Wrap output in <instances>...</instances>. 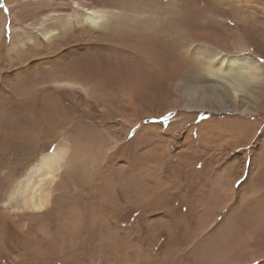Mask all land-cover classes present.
Instances as JSON below:
<instances>
[{"label": "bare ground", "instance_id": "6f19581e", "mask_svg": "<svg viewBox=\"0 0 264 264\" xmlns=\"http://www.w3.org/2000/svg\"><path fill=\"white\" fill-rule=\"evenodd\" d=\"M105 1L106 0H66V5L58 10H44L43 23L46 22V26L41 30L40 35L47 41L46 45L39 41L38 36H36V38H31L32 40L26 37L21 41L20 45H17L14 38L15 34L12 32L11 41L7 46V44L3 42L4 39L2 40L1 38L0 25V64L2 61H6L8 56L12 59L17 58L20 60V63H24L25 61L23 60H26L29 53L34 54L32 59L45 58L48 53L52 54V52L59 49L61 45L64 46L63 41H73L77 37H85L89 41L93 40L95 42H102V40L110 39L111 43L115 45L114 50L125 48L129 52L135 54L139 60L138 64L130 68L127 60L125 58H119L116 52L105 55L102 50L97 48V45L87 44L88 46H86V48L70 49L61 52L59 54L60 56L54 55L50 58L51 62L43 58V60L37 63L33 62L34 64H30V66L23 65L19 68H15V65L13 66V79L7 81L6 87H12V90L15 92L16 89L31 87L30 85L35 82L37 86V81L43 86L35 90V93L30 92L27 96L18 98H13L0 91V130H2V134H0V203L2 201L4 207L14 208L17 212L24 209L39 211L51 203L53 204L52 206L57 208L58 198L57 195H53V192L59 190L60 180L57 181V178L61 177L62 174L63 176L66 174L65 177H67L71 173L70 163L72 159L76 156H85V153H82L79 148L74 146V142L78 139L80 141V137L82 136L85 138L89 137L88 140L100 136L96 134L97 127L94 123L93 126L95 130H92L85 123V119H79H89V116H91V108H89V106L92 105L97 107L101 105L103 108L109 107L110 110L111 107H114L111 106L112 102L113 104L117 103L118 96L121 93L127 92L128 94L134 93L136 95L145 94L150 86L167 83V88L173 91L176 90L179 93V97L174 100V103H182L183 106H185V97H187L188 103L193 104L194 108L202 104L200 106L210 112L217 111L242 114L243 111H246L241 109V102L244 101V98H249L251 102L259 104L258 99L256 98V100H254L255 97L249 92L248 88L252 84L254 85L259 81L261 82L264 75V70L262 69L264 66L261 67L257 65L258 63L252 65L255 58L250 54L230 57L227 50L219 47V43L222 42L221 38H216L215 35L212 36V33H209L208 36H211L212 40L214 39L216 45L213 46V43L208 44L206 39L202 38V34H198L201 33V31L197 29V22L200 18L197 14L198 9L190 14H183L178 5H173V11L171 12L168 8L161 6L160 2L163 0H149L143 5L141 11L129 8L131 13L128 14L125 11H123V13L119 12V10L113 9L110 6L108 7V5L105 7ZM12 2L13 1L9 2L12 8V14L10 16L13 21L12 25L15 27L17 20L14 18V7L11 5ZM52 3L51 0L50 4L52 6L59 5V3L56 2ZM82 12L86 14V16L83 17L84 20L80 18L83 16ZM0 18V21H3L4 17H2L1 14ZM54 20L58 21L54 22ZM59 40H62V43L60 42L55 45ZM141 41H145L146 43L143 49L135 51L133 48H130L135 43ZM28 43L29 46L27 45ZM5 51L8 56L5 54ZM80 51L84 53L86 51L85 55ZM197 51L211 54L214 56V59L205 61L195 55ZM70 54L77 55L71 56ZM13 55L16 57L14 58ZM247 60L252 62H247ZM256 61L258 60L256 59ZM243 64V68L245 67L244 70L240 68ZM38 69H41L39 75L34 73ZM169 69L176 70L178 73L174 71L173 76L169 72ZM5 72L7 71L3 70V66L0 65V81ZM24 76L27 78L26 80ZM161 91L163 90H159L158 92ZM97 93H107L110 98L113 97V99L95 98ZM150 97L152 99L161 100L164 111H160L157 115L171 110L172 105H174V103L171 104L168 101L167 96L161 93H153ZM121 106L123 107L124 104H121ZM173 109L175 110V108ZM106 111L108 110L106 109ZM263 112L264 110L261 108L258 113ZM85 114H89V116H85ZM262 118L264 119L263 115ZM76 119L77 121H75ZM179 119V126L186 124L187 119L183 117ZM175 123H178V119L174 118L173 121L170 122L171 127L167 130L169 133H167L166 136L170 135V132L175 133L176 129L174 128L175 125H173ZM68 127H71V130H73L74 127L75 135L73 134L71 137L67 135L65 144L58 143L47 151H45L46 148H41L40 144L44 143V139L49 136V132H51L49 137H52V139H50L51 145L63 135L64 130ZM255 129L256 126L251 133H253ZM189 131L188 134L190 135L195 132L193 129ZM154 133L162 135L158 126H145L141 130L139 137L149 142L152 146L144 152V155L146 154L145 156L150 158V161L155 162L159 160V163H154V165H152L153 168L152 171L150 170L149 174H146V171H142L145 170L146 167L150 169L151 165L144 168L141 166L140 174L145 173V177L141 179V182L136 188L134 187V180L137 181L135 174L126 176L120 175V179H117V183L112 185L123 186L124 184L123 191L128 192L126 186L129 184L132 196L129 198L124 192L127 195L123 196L124 200L127 203L132 201L142 207L145 206L149 211L154 209V204L157 201L160 200L161 204H163L164 196H166V193L169 191L180 192L183 195L181 197L184 199V204L187 200L198 203V208L191 203V205L195 206V210H198H196L198 213L197 217H194L197 218L195 223H192L194 219L187 220L179 217L180 214L179 216H175L165 213L164 215L158 216L156 219L152 217L146 219V224L150 228L158 227L160 229H165V231H167L165 237H170L171 242L185 240L186 243L184 249L179 252L171 253L170 255H165L162 262H159H161V264H184L182 262L183 258L189 257L192 260H196L197 258H202L201 256L203 254L207 259H218V257H220L223 262H228L227 264H254L258 259L264 258V248H260L262 246L261 243L264 242V206H261L262 203L258 202L259 199L255 196L256 192L254 190L256 188L253 189L255 184L252 186V182L256 179L251 172V170L256 171L258 175V170L264 172V133L261 142L259 141L260 143L257 144L260 147V151L258 150L259 156L256 157V150H254V148L252 149V160L255 164L253 163L254 167L252 166L248 169V179L244 182V188H237L238 190H236V192L228 191L226 188L229 187L228 184L230 181H226L227 183L224 185L225 183H218L219 179L217 182L214 181L215 179H212L214 177L211 176L210 180L204 182L207 190L195 192L196 194L193 195V198L189 197L188 191L187 194L184 192L189 189L188 184L199 174L200 168L204 167L207 168L208 171H211L210 164L205 161L207 158L210 157L211 163L216 164L218 162V156L225 155V160L227 161L224 165L221 167L218 166L219 168L217 169L214 168L215 170L212 172L216 176L223 175L224 173H226L225 175H234L239 172L241 174V172L243 173L245 170V159H240V155H235L233 158L229 156L230 153L228 149L234 144V142L232 143L233 138L231 135L234 137L235 132L226 128H221L215 121H207L206 124H202L199 128L198 136L196 137L197 147H189V152H186L187 148L179 151V149H182L187 143V139H189V135L186 134L176 153L178 157L185 152L187 153V155H184L186 157L181 161L184 162L181 166L184 170L183 175L189 178L188 183L184 180L185 178H182L184 181L183 183H185L183 188L181 187V183L177 182V180L162 175L158 165L160 163L164 164L166 158H163V154L161 155L162 145L155 144L154 146L152 144L151 137ZM125 135L126 133L123 135V139ZM88 143L89 142H87V144ZM168 148L169 146L167 145L165 149H167L168 154H170L171 151H169ZM96 173L98 174V179L102 180L104 177L103 174H99L98 171ZM82 174V179L79 178L80 183H84V178H87L86 175V177L84 176L85 173ZM240 174H237L234 180L231 181L232 185ZM105 177L108 176L106 175ZM260 177L257 179H260ZM89 180H92V178H87L85 184L88 183ZM132 181L133 183L131 185ZM222 181L224 182V180ZM148 186L149 191L147 195ZM233 188L232 190H234ZM242 188L248 190V192L246 191L248 193L246 197H243L241 194ZM42 189H44V191H42ZM112 192V197H114V199L112 200L111 197V203L108 202L107 204H110L111 208L113 207L114 209L116 206L121 207V209L124 208L125 206L118 202L115 197L116 192ZM190 193L192 192L190 191ZM249 196L252 198V203L247 201L248 203L245 204L243 199L247 197V199H249ZM150 202L152 203V207L149 206ZM230 203L234 205L232 210L234 212H231L226 218L224 217L225 219H221L220 222H217L218 215L214 217L215 219H212L214 213L213 206H215V208L220 207L221 210V207ZM73 205L72 207H74ZM90 206H93V209H95L94 205L91 204ZM182 206H186V208L190 207V205L187 206V204ZM70 209L71 208L65 209L67 210L66 212H60L61 210L59 211L56 209L57 212L54 215L57 219V226L60 219L62 221L68 217V214L72 211ZM185 212L187 213V209ZM188 212V216L192 218V212ZM77 214L79 215L81 212ZM92 215L91 217L94 216ZM70 216L72 215L70 214ZM74 217L72 218L74 219ZM233 217H236L238 222L243 223H241L242 229L241 232H239L240 228H238V224L236 228L234 226L233 228L230 224L232 227H230L231 229H238L237 232L234 230L236 232L235 237H231L228 234L231 238H227L228 236L226 235L227 232H229L228 229H230L227 223L229 220L231 221V218L234 220ZM40 218L41 217H39V219ZM100 218L101 217H99V219ZM181 219L184 220V222H182ZM100 221L101 220H99V222ZM1 225L0 235L3 233L5 226L3 224ZM76 225L77 223L73 221L70 226L74 228ZM43 227L44 226L39 229L41 233L46 229ZM61 229L66 230L63 226ZM150 234H152V232ZM224 234H226V238ZM153 235H155V233ZM131 242H133V240ZM135 245L138 244L136 243ZM201 248L205 250V253H201ZM130 250L131 249H129V251ZM126 251H128V249ZM220 251H222V253H218ZM176 259H179L178 263L175 262ZM142 262L143 261L140 263ZM148 263L150 264V262ZM125 264L134 263L126 261ZM191 264L194 263L191 262ZM217 264L225 263H221V260H219Z\"/></svg>", "mask_w": 264, "mask_h": 264}, {"label": "rangeland", "instance_id": "374dc122", "mask_svg": "<svg viewBox=\"0 0 264 264\" xmlns=\"http://www.w3.org/2000/svg\"><path fill=\"white\" fill-rule=\"evenodd\" d=\"M11 1H13L11 5L14 7V18H16L17 20L15 27H13L12 25L13 21L10 16L12 14V8L9 2ZM147 1L149 0H106L104 4L105 7L108 5V7L110 6L113 9L119 10V12L123 13V11H125L129 14L131 13L129 8L132 10L141 11L143 5ZM50 2L51 0H0V14L2 17H4L3 21H0L2 34L0 35L2 40L4 39L3 42H5L8 46L11 41L13 32L15 34L14 38L17 45H20L21 41L26 37L28 39H31L34 37L36 38V36H38L39 41L46 45L47 41L42 35H40L41 30H43L46 26V22L43 23V11L46 9L55 11L65 6L67 3L66 0H52L53 3H59V5L52 6ZM160 3L161 6L168 8L171 12L173 11V5H178L181 13L183 14H190L194 10L198 9L197 14L200 16V18L197 22V29L201 31V33L198 34H202V38L206 39V42L208 44L213 43V46L216 45L214 39L212 40V37L208 36L209 33H212V36L215 35L216 38H221L222 42L219 43L220 46L218 44L217 45L220 48L227 50L230 57L250 54L253 56V58H255L254 63L248 60L247 62H252V65L258 63L257 65H260L261 67L264 66V0H163ZM82 15L83 16L80 17L81 19L86 16L84 12H82ZM56 21L58 20H54V22ZM87 40L88 39H86L85 37H77L73 41H63L64 46L61 45L59 49H56V51L52 52V54L48 53L47 56L43 58L44 60L51 62V57H53L54 55L60 56L59 54L63 51L65 52L70 49L73 50L83 47L86 48V46L94 44V46L97 45V48L102 50L105 55H110L116 52V55L119 58H125L127 60L130 68H132L139 62L136 55L132 52H129L125 48L114 50L115 45L114 43H111L110 39L102 40V42ZM61 41L62 40H59L57 42L55 41L56 43H54L56 45ZM27 45L29 46V43ZM145 46V41H141L135 43L130 48L138 51L143 49ZM85 53L83 52L82 54L85 55ZM196 53L197 54L195 55L197 57H200L205 61L214 59V56H212L211 54L199 51H197ZM5 54L7 55L6 51ZM70 55L74 56L77 54ZM154 55L156 56L155 52ZM28 56L26 60H23L25 61L24 63H20V60L15 58L16 56L14 55L13 57L15 59H12L11 57L9 58L8 56L6 61H2L0 65L3 66V70L7 71L4 73L5 77L3 76L1 80L2 82L0 81V91L2 93L13 98L24 97L27 96L30 92H34L35 90L43 86L42 84H40V82L37 81V86L35 82L30 85L31 87L16 89L15 92L12 90V87H6L7 81L13 79L14 65L15 68H19L23 65L30 66V64H34L43 60V58L32 59L34 57V54L32 53H29ZM256 59L258 61H256ZM11 60L14 64L11 62ZM243 66L244 64L241 65L240 68L244 70L245 67L243 68ZM262 69L264 70V67ZM174 71L176 70L169 69V72L173 76ZM176 72L178 73V71ZM34 73L39 75L41 73V69L36 70ZM24 78L25 80L27 79L25 76ZM164 84H154L150 86L145 94L136 95L134 93L128 94L127 92L121 93L118 96L117 103L113 104L112 102L111 104V106H114V109L111 107L109 110V107L103 108L101 105L98 107L95 105L89 106V108H91V116H89V114H85V116H89V119L80 118L79 120L85 119V123L92 130H95V127L93 126L94 123L97 127L96 134L100 136L93 137L92 140H88L89 137L85 138L80 135L82 136H79L80 141L78 139L74 142V146L79 148L82 153H85V156H76L74 159H72L70 163L71 173L67 177H65L66 174H64L65 176H63L62 174L63 177L61 176L57 178V181L60 180L59 190L53 192V195H57L58 198L57 208L52 206L53 204L49 203V205L39 211L24 209L17 212L16 210H14V208L4 207L1 201L0 229L2 226L1 224L5 226L3 231L4 234L1 233V235H3H0V238H2L0 239V242L2 243H0V264H125L126 261H129L131 263L133 262L134 264H149L148 262H150V264H161L162 259L165 255H170L171 253L179 252L180 250L184 249L186 245L185 240L171 242L170 237H165L167 232L165 231V229H160L158 227L150 228L146 224V219L148 217L156 219L158 216L164 215L165 213L175 216H179L180 214L179 217L187 220L194 219L192 220V223H195L197 218L194 217H197L198 215V210H195V206L198 208L197 202H190L187 200L184 204V199L181 197L183 195L180 192L169 191L166 193L167 197L164 196L165 198L163 200V204H161V201L159 200L156 202L157 205L156 203L154 204V209H151L149 211L145 206L142 207L138 204L133 203L132 201H129V203H127L124 200V195L127 194L129 198L132 196L129 184L126 186L128 192L123 191L124 184L123 186L112 185L117 183V179H120V175L126 176L135 174L137 177V181L134 180V187L136 188V186L141 182V179L145 177V173L140 174L141 166H143L144 168L151 165L150 169L146 167L145 170L142 171H146V174H149L150 170L152 171V165H154V163H159V160L155 162L150 161V158L145 156L146 154L144 155V152L148 150L149 147H152L149 142L139 137L141 130L145 126L156 125L159 127L162 135L154 133V135L151 137V140L154 146L155 144L162 145L161 155L163 154L162 156L163 158H166V161L164 164L160 163L158 166L160 167L163 176L166 175L167 177L177 180V182L181 183L182 188L185 184L183 183L184 181L182 180V178H185L184 180L186 181V183H188L189 178L183 175L184 170L181 168V166L184 162L181 161H183L182 159L186 157L184 156L187 155L186 152L190 151L189 147H197L196 137L198 136L200 126H202V124L204 123L206 124L207 121H215L219 126H221V128H226L232 132H235V136L233 137L231 135V137L233 138L232 143L234 142V144L237 145L232 144L231 147H229L228 151L231 158H233L235 155H240V159H245V170L243 171V173L241 172L240 174L239 172L234 175H225L226 173H224L223 175L216 176L212 172L224 165L227 160H225V155H220L218 156V162L215 164L211 163V158L209 157L205 161L210 164L211 171H208V169L204 167L200 168L199 174L195 178H193L192 181L190 180L191 182L188 184L189 189H187L184 193L187 194L188 191L189 197L193 198V195L198 191H206L207 188H205L204 182L210 180L211 176L214 177L212 178L213 180L215 179L214 181L217 182L219 179L218 183H225L224 185H226V181H230L228 184L229 187H227L228 189L226 188V190L228 191L236 192V190L240 189L241 187L244 188V182L248 179V169L249 167H254L255 164L252 160V149L254 148V150H256V157L259 156L258 152L260 151V147L257 144L261 142L264 133V119L262 118V115L264 116V112L258 113L261 108L264 110V75L261 82L259 81L257 84H252L253 86L251 85L248 88L249 92L255 97L254 100H256V98L258 99L259 104L251 102L249 98H244V101L241 102V109L246 111H243L242 114L233 112H210L207 109L202 108V106H200L202 104L194 108L193 104L188 103L187 97H185L186 107L183 106L182 103H174V100L179 97V93L176 90L173 91L170 88H167V83ZM159 90H163L164 92H158ZM153 93H161L167 96L168 101L171 104L174 103L171 110L157 115L158 113H160V111H164V109L160 99H152L150 97V95ZM95 98H108L109 100L113 99V97L110 98L107 93H97L95 95ZM121 104H124V106L122 107ZM173 108H175V110ZM106 109L108 111H106ZM181 117L187 119L186 124H182L183 126H179V118ZM174 118L178 119V123L173 124L175 125L174 128L176 129V131L175 133L170 132L171 134L166 136V134L169 133L167 130L171 127L170 122L173 121ZM75 121H77V119ZM255 126L256 129L253 131V133H251ZM68 129L71 130V127L66 128L63 135L61 136L62 138L59 137L51 145L50 139H52V137H49L51 134V132H49V136L45 137L44 143L40 144L41 148H46L45 151H47L49 149H52L58 143L65 144L67 135L69 137H71L73 134L75 135L74 127L71 131H69ZM192 129L195 132H193L192 135L188 134V132H190L189 130ZM125 133L126 135L123 139V135ZM0 134H2V130H0ZM186 134L189 135V139H187V143L184 145V147H182V149L180 148L179 151L185 148H187L188 150L186 149V152L178 157L176 154L178 152L177 149L181 146L182 140H184ZM87 142L89 143L87 144ZM167 145L169 146V151H171V153L173 152L172 155L171 153L168 154V150L165 149ZM97 171L99 174H103L104 179H98V174L96 173ZM258 171L259 175L257 174L258 172L251 170L252 174H254L253 176H255L256 179L253 181L254 183L252 182V186L253 184H255L253 186V189H257L254 190L256 192L255 196L258 197V202L262 203L261 206H264V172L260 170ZM82 173H85L84 176L86 175L88 179L92 178V180H89L88 183H86L87 185L85 184L87 178H84L86 180H84V183L79 182V178L82 179ZM237 174L240 175L237 179H235V182H233L232 185L231 181L234 180ZM106 175L108 177H105ZM260 175L262 178L260 177ZM259 177L261 180L257 179ZM222 180H224V182ZM132 183L133 181L131 182V185ZM232 188L234 190H232ZM42 191H44V189H42ZM112 191H114V193L116 192L115 197L117 198L118 202L122 203L123 206H125L124 208L121 209V207L116 206V208L114 209L113 207L111 208L110 204H107L108 202L111 203V201L114 199V197H112ZM148 191L149 186L146 192L147 195ZM190 191L192 193H190ZM246 191L248 192V190H242L241 194L243 195V197L247 196L248 193ZM247 198L243 199L244 203H252V198L250 196L249 199ZM191 203L195 206L191 205ZM89 204L94 205L95 209H93V206H90ZM149 204L148 205L152 207V203L150 202ZM186 204L187 206L190 205V207L186 208V206H182ZM72 205L74 207H72ZM233 206L234 205L230 203L226 206L221 207V210L220 207L215 208V206H213L214 213L212 219H215L214 217H216L217 215V222H220L221 219H225L228 215H230L231 212H234L232 211ZM67 208H71L70 210L72 211L70 212V214L72 216L68 214V217L65 220L61 221L60 219L57 226V219L55 218L54 214H56L57 210H61L60 212H66L67 210L65 209ZM186 209L187 213L185 212ZM188 211L192 212V218L188 216ZM76 212H81V214L78 215ZM91 215L93 217H91ZM34 216L38 218H35ZM39 217L41 218L39 219ZM72 217H74V219ZM99 217L103 218L104 220L101 218L99 219ZM233 218L234 220L231 218V221L229 220L227 225L229 226V228L231 227V225L232 227L234 226L236 228L238 224L240 226H238V228H240L239 232H241L243 223L238 222L236 220V217ZM98 219L101 221L99 222ZM73 221L77 223L74 228L70 226L72 225ZM181 221L184 222V220L182 219ZM42 226H44V229L46 228L43 233H41V231L39 230ZM60 226L61 228L63 226V228L66 230L61 229ZM231 228L228 229L229 232H227V235L224 234L225 238L226 236H228V234L231 237L236 236L238 228ZM149 232H152V234H150ZM154 233L155 235H153ZM229 236L227 238H231ZM132 240L133 242H131ZM135 242L139 246L135 245ZM261 245L260 248H264V242H262ZM127 249L128 251H126ZM129 249L131 250L129 251ZM200 250L201 253H205V250L203 248H201ZM122 251H124L125 253ZM218 253H222V251ZM139 254L141 255V257ZM201 257L202 258L200 259H196L197 262L195 259L192 260L189 257H185L182 259V262L184 264H191V262L194 264H199L201 260L200 264H217L219 260H221V263H228L223 262L222 258L220 257H218V259L209 258L210 260L207 259L204 254ZM147 258L150 261H148ZM205 259H207L208 261ZM261 259L263 260L264 258ZM261 259H258L256 263L254 262V264H264V260L262 261ZM140 260L143 262L140 263ZM178 261L179 259H176L175 262L178 263Z\"/></svg>", "mask_w": 264, "mask_h": 264}]
</instances>
